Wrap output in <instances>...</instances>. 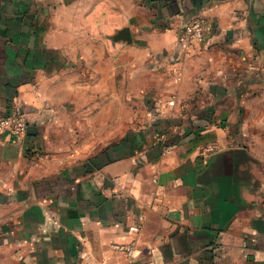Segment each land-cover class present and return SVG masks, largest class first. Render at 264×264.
Here are the masks:
<instances>
[{
    "label": "crops",
    "instance_id": "1",
    "mask_svg": "<svg viewBox=\"0 0 264 264\" xmlns=\"http://www.w3.org/2000/svg\"><path fill=\"white\" fill-rule=\"evenodd\" d=\"M10 111L0 264H264V0H0Z\"/></svg>",
    "mask_w": 264,
    "mask_h": 264
},
{
    "label": "built area",
    "instance_id": "2",
    "mask_svg": "<svg viewBox=\"0 0 264 264\" xmlns=\"http://www.w3.org/2000/svg\"><path fill=\"white\" fill-rule=\"evenodd\" d=\"M209 24L204 17H196L191 22L186 24L180 32L179 40L185 51H189L193 45L198 42L204 41ZM0 130L6 131L15 140H22L27 137L30 130V123L27 116L19 111H10L0 116ZM166 133L160 135V141L165 139ZM216 143H209L202 148L204 155H209L218 150ZM133 232L140 230L139 225L130 227ZM117 249L123 250L129 257L130 264L133 263L135 252L137 249V242L135 239L128 243L115 244ZM104 264V263H98Z\"/></svg>",
    "mask_w": 264,
    "mask_h": 264
},
{
    "label": "water",
    "instance_id": "3",
    "mask_svg": "<svg viewBox=\"0 0 264 264\" xmlns=\"http://www.w3.org/2000/svg\"><path fill=\"white\" fill-rule=\"evenodd\" d=\"M114 40H124L130 42L132 40V36L129 29H122L117 34L114 35Z\"/></svg>",
    "mask_w": 264,
    "mask_h": 264
}]
</instances>
